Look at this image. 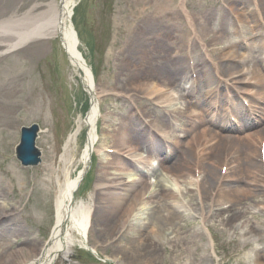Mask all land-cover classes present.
<instances>
[{"label":"rangeland","instance_id":"rangeland-1","mask_svg":"<svg viewBox=\"0 0 264 264\" xmlns=\"http://www.w3.org/2000/svg\"><path fill=\"white\" fill-rule=\"evenodd\" d=\"M27 1L5 0V5L0 6V16L10 12L18 5V7H21V3H27ZM163 2L164 0H83L82 6L81 8L79 7L77 13V19L83 17L78 22L81 51L86 57V62L90 66H93L96 71L98 87L106 90H123V86L124 88L130 87V83L134 80H131V77L127 76L126 72L121 73L122 62L118 58L119 53L126 49L125 41L130 40L129 37L136 35L139 31V29L136 30V27L142 22V19L149 15L155 16L154 12H156L157 8L169 5L171 0ZM195 11L200 17H204L205 10L202 7H199ZM126 16L129 17L128 22L125 20ZM170 17L172 18L171 15ZM135 23L136 25L133 27ZM142 40L145 43L146 36ZM60 51L58 53L62 55ZM149 51L145 47L144 56H139L134 60L135 65H131L130 68L136 70L135 74L150 75L138 76L137 78L134 74V79L141 80L148 78L160 81L156 77L155 72H153V65L156 61L153 59V54L149 56ZM55 53L48 51V48L44 49V51L39 50L38 53H34L30 49L26 54L21 50L17 51L6 62L0 63V97H10V100L12 97V105H8L10 100H7L4 105H0V109L1 107L5 109L4 115L0 111V188L2 190L5 189L4 194L0 198V214L3 212V209L6 210L4 211L6 218L13 213L14 218L18 222L20 233L23 235L28 234V239H37V232L36 229H33L34 227H40V236H44L51 223L52 210L50 204L54 200V190L49 189V187L51 183L55 187L58 171L62 169V162H60L62 151L60 150V146L75 127L76 121L82 117L81 111L70 102V98H66L68 113L65 112L66 93L77 103V99L70 93L65 81L58 83V85L52 84L50 88V91L54 93L53 97L56 104L53 101H41L43 96L49 97L48 92L42 90L44 87L42 79L46 74L50 77L52 76V70L50 69L53 66L59 72H62L61 76L64 80L67 79L69 83H72L64 56L61 58L60 54ZM30 77H32L34 82H31ZM3 83H6L8 87L10 85L13 86L10 88L9 93L4 94L10 95L8 97H5L2 93ZM39 87L43 92V96L33 97L32 93L34 89L37 90ZM4 91L7 92L5 89ZM115 102L113 99L108 100L106 103L110 105H105V107H108L111 111L117 109L119 112H124L127 110V104L121 105L115 104ZM53 105L54 117L51 112ZM32 123H36L41 130L37 140V146L42 153L41 163L38 166L28 167L26 170L20 171L18 162L14 157V148L18 143L20 127L28 126ZM51 148H54V152H50ZM73 167H70L72 172ZM47 180L49 181L47 182ZM32 197L34 206L40 209L38 212H35L33 209L27 210ZM78 198L75 199V202L78 201ZM80 198H89V188L87 186L83 192L81 191ZM114 211L110 212L109 217H105L106 222L103 223L104 226L101 227L95 222V229L91 230L88 234V242L98 246L101 245L102 248H99L100 253L112 258L121 254L122 246L126 245L128 247L129 241H133L132 236H126V234L122 235L116 242L111 241V237L115 236V232L112 229V225H115L113 223L116 220V212ZM3 215L2 217H4ZM220 220L214 219L211 222L210 230L216 235V247L225 252L232 247V241H228L227 239H236L242 235L243 231L225 230L220 225ZM197 224L198 222L192 220L189 216H184V221H181L179 224L175 221L171 226H164L162 233L165 234L168 230L166 235L168 234L169 249H163V251L157 252L154 255H151L150 248L144 247H146V244L152 245L154 239H157V237L144 235L143 240L145 242L141 244L142 247L138 248L135 245L134 250H132V247L128 252L122 253L123 256L125 255L123 259H126L124 262L126 264H145L146 262L147 264H215V259L209 255L210 245L207 237L204 234L201 238L197 236ZM5 238L11 239L12 237L7 236ZM1 240L3 239L1 238ZM17 241L19 242L20 240ZM34 243L32 241V245ZM263 243H258L259 247L256 250L264 248ZM130 245L134 246L133 244ZM16 246L18 245L12 243L5 244V247L10 250L18 249ZM155 246L160 247L161 245L158 242ZM71 252L70 257L65 258L66 262L63 259H59L54 264H71ZM253 252L255 250H250L249 248L245 252V255L233 260L229 264H254L253 260L256 256ZM72 254L73 260L81 261L83 262L82 264H97V261H93L90 257H83V254L81 258H75L74 256L79 254L76 251L75 254L73 252ZM26 256L25 253V258Z\"/></svg>","mask_w":264,"mask_h":264},{"label":"bare ground","instance_id":"bare-ground-1","mask_svg":"<svg viewBox=\"0 0 264 264\" xmlns=\"http://www.w3.org/2000/svg\"><path fill=\"white\" fill-rule=\"evenodd\" d=\"M264 8V0H261ZM76 5L75 0H60L59 2L54 0H43L41 2L34 1L31 5L30 11L27 15H22L26 22H28L27 28H12L7 25V28H1L4 24H0V29L9 33H13L15 36L16 44L22 41H32L37 40L39 44L45 43L48 40H53L56 37V32L60 27H65L68 16L71 18L73 7ZM240 22L243 25L248 24V20L244 17L241 18ZM6 23V22H4ZM252 28L250 27V31ZM211 31V30H210ZM207 35V29H206ZM212 33V32H210ZM214 35L209 39L211 43L218 45L222 44L223 48L218 53V59L223 64L226 74L238 81H246L247 90L254 92V103L261 110L264 107V55L261 49L260 41H252L248 45L250 50L245 53H240L237 49H230L232 45H237L232 39L228 40L226 34L220 33L218 31H213ZM233 33L230 38H233ZM217 35V36H215ZM67 37L72 39L70 33L65 34V40ZM13 40V39H12ZM1 43V41H0ZM71 44L67 45L69 63L72 73L80 76L82 84L85 86L86 90H91V95L95 93L93 90V85L91 82L90 72L86 67H84L74 49V43L71 40ZM235 61V65L231 66L228 61ZM244 69H248V73L244 72ZM155 70V69H154ZM156 77L160 80H167L172 76L175 80H179L181 77V70L178 68L173 69V75L168 74V69L163 70L156 69ZM201 80L208 82L210 87L215 85L211 78L205 76L202 71H200ZM172 79V78H171ZM252 83L253 85H250ZM137 91L152 97L155 96L158 100V104L164 107V114L169 123L173 122L177 125H170L167 129L160 131L163 135V140L155 141V147L142 142L144 132L141 128L125 127V120H122L119 128L108 131L109 143L112 147L120 149L123 153V157H109L103 155L97 173L99 178L96 180L95 187L102 189L103 192L95 195L94 198V210L96 223L101 227L104 226L106 222L105 217H109L110 212H116L115 215H119L124 219L121 228L123 233L132 235L133 241H129L128 247H121V256L119 255V260L125 261L122 253L124 251H129L135 245H140L144 242L143 236L146 234H158L161 232L164 226H171L176 221V223L184 221L185 214L181 205L176 201V199L167 190L172 187L180 186L184 191H189L192 186V168L189 164V160L192 161V144L200 138L210 139V144L206 149H202L200 152V173H201V183L204 186H208L209 179H207L206 174L212 175L217 168V160H213L216 154L211 153L214 150L212 145L214 138H220L222 144L218 148L223 147L228 144L230 146H235L238 144L246 145L248 149L245 153V159L247 160V165L245 170H242L241 166L238 167V172H229L225 178L230 180V184L222 183L219 187L215 200L218 206H222L229 202H234L235 204L248 201L251 198L256 201L258 198L257 194H253L254 190H258L260 185L256 180V173L259 170V165L248 161V156L255 155L256 150L253 148L254 137L245 134L240 129L239 135L233 140L235 143H231V139L222 135V130L227 127L224 120L217 123H212L210 118L209 108L210 104L204 102L200 98L193 99L190 94L181 93L178 97L172 91L167 94H157L152 88H136ZM208 90L205 91L206 96ZM181 101V102H180ZM193 110V112L191 111ZM198 113H202V118L198 116ZM97 114V101L92 97L91 108L87 116L83 119L82 124L85 125L87 130V141L85 143L84 152L82 154L81 161L85 163L88 161L89 152L94 149V140L96 136V120ZM159 114L155 115L158 118ZM154 120V119H153ZM154 122V121H153ZM213 124L217 127V131L213 134L206 130L204 124ZM159 128V127H158ZM79 129V127H78ZM75 131L69 136L67 141H72ZM188 134H192L190 139L186 142H182ZM264 135V132H262ZM170 135V136H169ZM256 134L255 137H258ZM70 141V142H71ZM162 145L163 151L160 154H156L155 150L159 149ZM175 146L176 149L182 147V154L186 155L188 161H180L176 154L172 153L169 147ZM143 148L150 158L157 157L160 158L159 162H167V160H173L175 163L170 164V168L163 171L167 174L168 187L160 181H157L156 195L154 193L147 192V185L145 181V175L149 172L142 161L141 154H139L140 148ZM218 148H216L218 150ZM100 151V149H94V151ZM234 152H231L232 154ZM216 159V158H215ZM220 161V159H219ZM232 163L239 164L240 161H234ZM219 164V163H218ZM162 167V166H161ZM160 167V168H161ZM132 170L135 173H132ZM63 181L58 184L55 200V228L52 232L51 244L43 249V251L38 256L37 260L34 262L26 261L22 257H19L20 252L13 254L12 259H17V264H49L51 261V255L59 247H64L65 240H68L70 231L75 230L84 243V238L87 235V223L90 219V210L93 208V202L86 203L81 201L78 205L72 206L71 201L73 199V190L77 184L76 178H71L67 170H63ZM128 180V182L126 181ZM127 182V183H126ZM130 182V183H129ZM116 185V187H115ZM207 188V187H206ZM163 204H168L169 207L175 208L176 216L168 208H164ZM125 206H127L125 208ZM148 206V208H146ZM150 206V207H149ZM123 207V208H122ZM262 209L264 207L261 205ZM115 208V209H114ZM162 209V211H161ZM260 209V208H259ZM151 212L149 213V211ZM113 212V213H114ZM165 212V215L163 213ZM108 214V215H107ZM225 226H229L233 220L239 218L235 210H228L225 215ZM114 215V216H115ZM222 215V214H221ZM3 222L0 221V224ZM223 223V220L221 221ZM6 227V226H5ZM146 229V230H145ZM15 231H18L16 229ZM69 231V232H68ZM68 233V235H67ZM68 236V237H67ZM201 238L200 234H197ZM27 250L30 251L29 242H26ZM86 243V242H85ZM133 244L134 246L130 245ZM40 247V246H39ZM38 247V249H39ZM120 248V247H119ZM264 253V252H263ZM6 258L0 260V264H11ZM256 264H260L256 261Z\"/></svg>","mask_w":264,"mask_h":264},{"label":"water","instance_id":"water-1","mask_svg":"<svg viewBox=\"0 0 264 264\" xmlns=\"http://www.w3.org/2000/svg\"><path fill=\"white\" fill-rule=\"evenodd\" d=\"M27 147L30 149L31 148V145H30V143L29 144H27Z\"/></svg>","mask_w":264,"mask_h":264}]
</instances>
